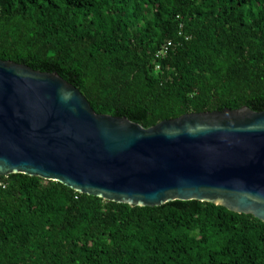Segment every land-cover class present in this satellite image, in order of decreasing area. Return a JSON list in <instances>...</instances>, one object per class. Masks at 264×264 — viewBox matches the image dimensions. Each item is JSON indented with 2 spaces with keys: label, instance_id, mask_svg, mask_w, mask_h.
<instances>
[{
  "label": "trees",
  "instance_id": "1",
  "mask_svg": "<svg viewBox=\"0 0 264 264\" xmlns=\"http://www.w3.org/2000/svg\"><path fill=\"white\" fill-rule=\"evenodd\" d=\"M0 59L58 73L97 114L144 128L261 112L264 0H0ZM0 264H264V223L207 202L136 207L11 174L0 177Z\"/></svg>",
  "mask_w": 264,
  "mask_h": 264
},
{
  "label": "water",
  "instance_id": "2",
  "mask_svg": "<svg viewBox=\"0 0 264 264\" xmlns=\"http://www.w3.org/2000/svg\"><path fill=\"white\" fill-rule=\"evenodd\" d=\"M11 174L136 207L207 202L264 223V111L144 128L97 114L58 73L0 59V177Z\"/></svg>",
  "mask_w": 264,
  "mask_h": 264
},
{
  "label": "built area",
  "instance_id": "3",
  "mask_svg": "<svg viewBox=\"0 0 264 264\" xmlns=\"http://www.w3.org/2000/svg\"><path fill=\"white\" fill-rule=\"evenodd\" d=\"M172 45H173L172 42H168L165 45H163L160 51L157 53L156 58H164L166 55H168ZM157 68H159V66Z\"/></svg>",
  "mask_w": 264,
  "mask_h": 264
}]
</instances>
